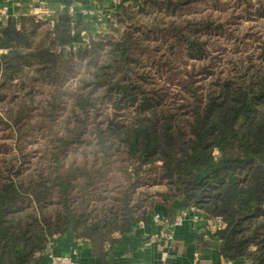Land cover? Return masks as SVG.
I'll return each mask as SVG.
<instances>
[{"label": "trees", "instance_id": "obj_1", "mask_svg": "<svg viewBox=\"0 0 264 264\" xmlns=\"http://www.w3.org/2000/svg\"><path fill=\"white\" fill-rule=\"evenodd\" d=\"M126 2L98 35L67 14L0 26V125L42 136L36 155L0 151V264H39L68 233L106 264L178 199L222 222L224 259L264 264V0ZM243 20L263 36L214 71L222 40L246 49L227 26Z\"/></svg>", "mask_w": 264, "mask_h": 264}, {"label": "crops", "instance_id": "obj_2", "mask_svg": "<svg viewBox=\"0 0 264 264\" xmlns=\"http://www.w3.org/2000/svg\"><path fill=\"white\" fill-rule=\"evenodd\" d=\"M38 0H9V14L12 18L21 16ZM53 9L63 2L74 3L78 7L104 5L109 0H44ZM133 1V0H132ZM3 0H0V4ZM20 4V6H18ZM159 214L162 222L155 224L152 216ZM147 221L137 223L133 231L119 237L108 248L106 264H253L239 259L230 262L221 254L222 241L214 234L222 227L217 219H208L200 210L188 208L184 200H176L171 209L158 206ZM181 220L182 225L175 223ZM169 235L171 239L165 236ZM76 254L78 264H104L93 255L89 240L77 239L68 233L51 243L42 255L39 264H46L51 256Z\"/></svg>", "mask_w": 264, "mask_h": 264}, {"label": "built area", "instance_id": "obj_3", "mask_svg": "<svg viewBox=\"0 0 264 264\" xmlns=\"http://www.w3.org/2000/svg\"><path fill=\"white\" fill-rule=\"evenodd\" d=\"M126 1L127 0H109L107 5L100 4L87 8L78 7L70 2H63L59 5L58 9L53 10L47 5L46 1L38 0L36 4L30 6L21 16L12 18L9 14V0H3L0 4V26L5 25L11 19L19 21L21 17L29 15L34 16L37 21L48 22L53 26L60 14H67L72 19H79L82 21L85 26L83 32L85 36H87L88 33L98 35L106 33L111 27H116L117 21L115 14L119 7ZM18 6H20V4ZM75 50L76 47L66 49L67 52ZM152 221L153 223L158 224L162 222V218L159 214H154L152 216ZM219 222L222 224L220 220ZM140 223L143 224V221ZM175 225H182V221H177ZM165 236L168 237V239H171L169 235L165 234ZM48 264H78V262L76 260V254L74 253L69 256H51Z\"/></svg>", "mask_w": 264, "mask_h": 264}, {"label": "rangeland", "instance_id": "obj_4", "mask_svg": "<svg viewBox=\"0 0 264 264\" xmlns=\"http://www.w3.org/2000/svg\"><path fill=\"white\" fill-rule=\"evenodd\" d=\"M142 0H128L126 3L128 6L131 7H136L138 6ZM104 5H107L105 3ZM122 7V6H121ZM121 7H119V11H121ZM261 21L258 20H250V21H234L230 25H227L231 29H238L240 32L238 35H245V43H246V49L242 46V44L235 43L233 44L232 41L228 42L226 40H222L220 43L221 47H218L213 50L212 52V57L215 58V63H217L218 67L213 69L214 71H219V67L223 68L224 64L230 60L233 59V57H236L235 55L241 54V53H236L234 50L237 47H240L238 50L246 52L250 49H252L257 43L255 42V36H263V27L261 26ZM251 36H248V35ZM255 35V36H253ZM202 66V64L197 63L196 64V71L201 73L200 75H197L195 78L197 80V86H200L201 84H204L203 81L205 80L206 82L209 80L208 78H204L205 74L207 71H203L202 69L200 70L199 68ZM184 67V66H183ZM187 69L191 68V65L189 64ZM183 69L181 68V73L183 74ZM212 69V68H211ZM208 70L212 71V70ZM204 79V80H203ZM177 87L175 85L170 86V91L171 92H176ZM3 126L0 125V151H5L6 148L5 146H8L7 150H23L24 153L30 154V155H36L37 152L39 151L38 145L40 144L39 141H42V136L39 133H32L28 132L27 134L22 133V136H10L9 132L3 131Z\"/></svg>", "mask_w": 264, "mask_h": 264}, {"label": "water", "instance_id": "obj_5", "mask_svg": "<svg viewBox=\"0 0 264 264\" xmlns=\"http://www.w3.org/2000/svg\"><path fill=\"white\" fill-rule=\"evenodd\" d=\"M7 54H8V56H9L10 58L13 59V65H17V64H18V57H17V54L14 53L13 51H8Z\"/></svg>", "mask_w": 264, "mask_h": 264}]
</instances>
